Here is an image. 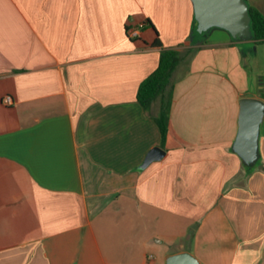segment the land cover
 I'll list each match as a JSON object with an SVG mask.
<instances>
[{
  "label": "crops",
  "instance_id": "crops-1",
  "mask_svg": "<svg viewBox=\"0 0 264 264\" xmlns=\"http://www.w3.org/2000/svg\"><path fill=\"white\" fill-rule=\"evenodd\" d=\"M195 20L192 0H0V264H264V119L255 169L232 149L264 43ZM157 37L194 48L164 145L137 98Z\"/></svg>",
  "mask_w": 264,
  "mask_h": 264
},
{
  "label": "water",
  "instance_id": "water-1",
  "mask_svg": "<svg viewBox=\"0 0 264 264\" xmlns=\"http://www.w3.org/2000/svg\"><path fill=\"white\" fill-rule=\"evenodd\" d=\"M196 28L200 33L212 27L227 30L234 39H252L251 17L247 0H192ZM264 119V99L260 96H244L240 99L238 131L232 149L242 158L245 165L254 166L260 157L259 139ZM161 146L152 147L146 154L141 168L165 154ZM167 264H199L198 258L190 251L170 254Z\"/></svg>",
  "mask_w": 264,
  "mask_h": 264
},
{
  "label": "trees",
  "instance_id": "trees-1",
  "mask_svg": "<svg viewBox=\"0 0 264 264\" xmlns=\"http://www.w3.org/2000/svg\"><path fill=\"white\" fill-rule=\"evenodd\" d=\"M249 14L251 17L252 39L255 43H264V14L256 7L249 5ZM194 23V32L199 33ZM151 24V23H150ZM154 46L160 47V58L157 67L141 82L137 98L138 101L149 110L154 120L158 124L161 135L162 145L165 144L169 129V119L172 104L173 89L177 79V70L185 58L191 56L194 48H187L180 51L173 47H164L160 38L157 37ZM156 101H159L157 108H154ZM153 108V109H152ZM260 157L254 166H246L248 171H252L260 161Z\"/></svg>",
  "mask_w": 264,
  "mask_h": 264
},
{
  "label": "built area",
  "instance_id": "built-area-1",
  "mask_svg": "<svg viewBox=\"0 0 264 264\" xmlns=\"http://www.w3.org/2000/svg\"><path fill=\"white\" fill-rule=\"evenodd\" d=\"M144 26V23H139L137 26L132 27L128 30L129 34L132 36H136L138 33V29L142 28ZM6 103L11 104L12 103V97L6 96L5 98Z\"/></svg>",
  "mask_w": 264,
  "mask_h": 264
},
{
  "label": "rangeland",
  "instance_id": "rangeland-1",
  "mask_svg": "<svg viewBox=\"0 0 264 264\" xmlns=\"http://www.w3.org/2000/svg\"><path fill=\"white\" fill-rule=\"evenodd\" d=\"M186 59V58H185ZM188 67V64L187 63H183L182 67H181V71H183L184 69H186ZM159 101H156V103L154 104V108H157L158 105H159Z\"/></svg>",
  "mask_w": 264,
  "mask_h": 264
}]
</instances>
